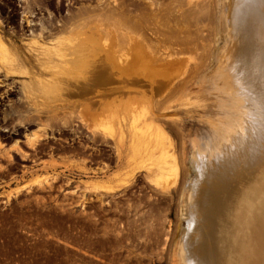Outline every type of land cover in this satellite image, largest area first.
Segmentation results:
<instances>
[{
  "label": "rangeland",
  "instance_id": "1",
  "mask_svg": "<svg viewBox=\"0 0 264 264\" xmlns=\"http://www.w3.org/2000/svg\"><path fill=\"white\" fill-rule=\"evenodd\" d=\"M171 1L118 0V6L109 3L104 11L98 10L95 14H101L104 19L108 16L118 19L144 38V46L134 43L131 47L121 36L118 26L111 27L117 42L105 45L104 42L110 39L107 32L111 30L109 24H105L104 31L101 30L97 38L99 41L91 44L97 53L93 55L88 47L82 49L88 56L86 62L80 63L84 70L98 73L95 76L103 75L99 77V82L94 83L98 87L92 84L83 87L80 84L81 89L87 87L89 91L85 93L89 95L86 98L105 99V104L118 106L117 110L112 108L115 111L110 121L113 135L107 133L104 121V126L99 127L113 139L112 145L122 163L118 164L117 172L109 182L84 188L83 191V195L88 197L109 196V207L104 203H81L79 213L64 211L69 216L75 215L73 218L54 219L50 214L51 205H47L45 210L48 212L37 219L40 222L38 225H34L33 221L17 217L31 204H19L20 208L11 211L13 215H8V210H2L6 205H0V264H179L175 247L186 228V222L181 217L184 210L182 198L187 193L184 186L195 175L190 168L193 164L191 160L194 154L207 159L218 154L219 146L226 141V130H236L240 124L243 102L235 96L228 76L213 68L220 43L216 37L219 38L223 29L218 5L221 0H174L173 5ZM7 2L2 0V3ZM63 3L67 4L65 11L71 12L75 7L86 4L87 0H64ZM121 6L122 11H119ZM171 9H174L173 15H170ZM177 10L181 13L178 16L175 13ZM155 46L160 50L159 55ZM135 48L140 53L132 55L137 63L131 62L133 68L120 71L119 64L126 59L123 53ZM167 48L169 54L161 52ZM60 49L55 53L59 55ZM27 51L39 53L36 47L29 46ZM172 57L179 58L175 60ZM17 59L20 61L19 57ZM173 60L176 65L172 64ZM22 61L25 62L24 59ZM161 61L171 62L174 67H169V63L166 66L164 62L163 65ZM159 62V65L156 64ZM60 64L58 60L54 65L62 70ZM38 66L44 71L40 60ZM0 67L15 68L1 62ZM21 68H25L24 65ZM159 68L163 70L162 74H159L162 72ZM164 71L170 72L166 74ZM17 73L19 71L16 70ZM163 74L165 78L160 76ZM170 74H174L172 80ZM40 77L49 79L51 76L45 72ZM75 81L78 82L73 77L71 83L77 84ZM155 83L162 85H158V89ZM88 87L95 91L103 90L106 95L98 99L94 97L95 91L93 94ZM141 90L148 93L145 92L149 97L146 102L150 105L149 112L155 117L152 122L149 118L136 122L142 111L141 107H137L142 100ZM195 157L194 160L197 159ZM162 171H170L174 178V186L167 191H161L153 184L163 174ZM23 194L24 189H16L7 196ZM119 196L126 200L121 201L117 198ZM90 211L93 213L89 214ZM68 229H79L81 233L71 236L66 234ZM36 231L44 233L35 234Z\"/></svg>",
  "mask_w": 264,
  "mask_h": 264
},
{
  "label": "flooded vegetation",
  "instance_id": "2",
  "mask_svg": "<svg viewBox=\"0 0 264 264\" xmlns=\"http://www.w3.org/2000/svg\"><path fill=\"white\" fill-rule=\"evenodd\" d=\"M49 1L8 0L2 3L0 0V46L3 44L4 51L8 52L5 54L0 49V56L6 58L9 55L8 63L10 58L13 59L10 64L16 61L12 65L5 64L0 57L3 65L15 67H0V205H6L2 210L13 215L11 211L20 208L19 204H31L17 217L33 221L34 225H38L37 219L48 212L45 210L47 205H51L50 214L54 219L73 218L75 215L69 216L64 211L79 213L81 203H104L109 207V196L88 197L83 191L109 182L117 172L118 164L122 163L112 145L113 139L101 132L94 120L99 117L94 116L99 106L106 101L87 99L84 91L80 97L79 86L63 85L62 80L67 77L62 70L52 66L57 62L53 60H56L59 42L70 38L72 32L88 34L91 29L85 39L95 44L99 38L96 33H100L105 24L110 28L118 26L126 40L130 34L145 42L140 34H135L118 19L109 16L104 19L101 14H95L98 10L104 11L109 3L118 6V0H87L86 4L71 12L65 11L67 4L63 3L64 0ZM174 3L172 0L171 4ZM173 10L169 11L170 15L174 14ZM108 33L109 41L112 38L116 43L113 29ZM29 46L36 47L39 53L27 51ZM155 48L159 55L158 46ZM161 52L169 54L170 50L167 48ZM39 60L44 71L51 76L49 79L40 77L45 72L38 66ZM16 70L19 73L16 74ZM16 189H24V194L7 196ZM117 198L126 200L122 196ZM80 233L79 229L66 232L71 236Z\"/></svg>",
  "mask_w": 264,
  "mask_h": 264
},
{
  "label": "bare ground",
  "instance_id": "3",
  "mask_svg": "<svg viewBox=\"0 0 264 264\" xmlns=\"http://www.w3.org/2000/svg\"><path fill=\"white\" fill-rule=\"evenodd\" d=\"M218 5L221 10V20L223 24L221 28L223 29L221 30L219 38L216 37L220 43L217 48L216 62L213 68L223 73L224 76H228L229 82L234 87L232 90H234L235 96L243 102V109L240 116L241 121L236 130L235 128L226 130V134H224L226 141L221 145L219 144V152L218 154L216 153L217 155L213 154L214 156L211 158L212 155L209 154L210 158L207 159L204 157L199 158L194 154L197 159L194 160L193 156V160H191V164H193L190 168H192V172L195 175L192 180V177L189 178L187 184L184 186L187 195H183L182 198L184 210L181 217L186 222V228L185 230L182 228L184 232L182 231V237L177 240L175 248L177 250L179 264H264V0H221ZM175 13L176 16H178L180 10H177ZM81 32H72L73 34L70 33L72 34L70 38H63V40L59 42L61 49L58 48L60 51H58L59 55L57 54L58 58L57 56L56 58L57 61L59 60L61 62L60 66L63 70V75L67 77H64L65 79L62 80V84H73L71 83V79L75 77L79 82L75 81L79 86L80 93L84 91L83 93L87 94V87L86 89H81L80 84H82L83 87H85V85H89L90 87L91 84L94 85L96 81H100L101 78L99 79V77L103 75L100 76L99 74V76H95L98 73L91 74L90 71L84 70V67L80 65V63L83 64V62L88 60L87 53L83 52V48L88 47L93 55L97 53V50L93 49L94 47L91 46V43L85 39L87 32ZM99 34L100 33H96L98 36ZM129 35L130 34H128L126 38L127 43H129L131 47L134 43H139L138 45L142 44L144 46V43L135 36H133V38ZM77 38L79 40H77ZM88 38V40H90V37ZM112 40L111 38V41L108 40L109 42H102L108 46L107 43L111 42L112 44L115 41ZM2 45L3 44H1L0 49L4 53H8L4 51L5 48L3 49L4 46ZM104 49H106V46H104ZM110 50L114 51V48ZM135 50L136 48L134 50L127 49V52L123 53L126 59L125 62L119 64L121 67L120 71L122 69L129 70L130 67L133 68L134 66H130L131 62L137 63L136 59L134 62L132 55L136 54L138 56L140 53L138 54V50ZM8 56L9 55H7L6 58L5 56H3L4 58L0 57L4 59V63H8ZM169 58L170 56L168 60ZM178 58L179 57H174L173 59L176 60ZM11 59L12 58L9 59V65L16 62L14 60V62L10 64ZM163 62L165 63V61ZM164 63L163 65H170L169 67H172V64L176 65L174 60L172 64L171 62ZM156 64L159 65L160 62ZM52 66L56 67L55 65ZM161 68L163 69V67ZM161 68H159V70L162 71L161 73H159L158 70L155 71L162 74L163 70ZM118 71L116 73H118ZM157 72L154 74L156 75ZM127 73L125 75L128 76ZM164 74L160 76H164L165 78ZM170 76L172 75L170 74ZM161 80H163V77ZM161 80L159 79V83H161ZM226 80L223 81L226 82ZM219 83L221 85V82ZM142 84L141 82L140 85ZM95 85L97 86V84ZM158 85L156 84L155 86L158 88ZM89 87L88 90H91ZM127 89L130 90L129 88ZM164 89L162 91L165 92L167 89ZM53 91L55 92V89ZM124 91L126 92V89ZM141 91H143L141 97L143 101L141 100L142 103L140 101L137 107H141L142 111L136 118V122L147 118L152 122L155 117L149 112L150 105L146 102V100L149 99L147 96L148 93L145 91L146 94L144 90ZM80 93V97L84 95ZM156 93L158 92L156 91ZM49 95H51V89L49 90ZM104 95H106V93H104L103 90H96L94 97L97 96V98L100 99L103 98ZM160 96L161 93L158 98ZM230 102H232V100H230ZM99 107L97 113L94 115L99 116V119H94L97 122L96 125H98V127L102 126V121H104L107 133L112 136L113 128L110 121L113 117L112 113L115 112L112 108L116 109L118 106H114L110 103ZM85 110L88 111L89 109L86 108ZM230 113H232V111H230ZM80 114L82 115V113ZM86 115L87 114H85V116ZM103 115L104 119L107 118L106 120H102ZM229 123L231 124V122ZM152 124L154 125V123ZM229 134H232V136ZM190 154L192 157V153ZM153 184L157 189L167 191L174 186V178L170 174V171H165Z\"/></svg>",
  "mask_w": 264,
  "mask_h": 264
}]
</instances>
